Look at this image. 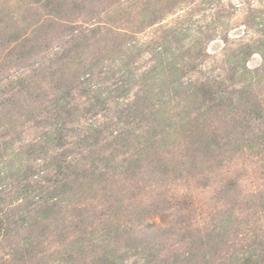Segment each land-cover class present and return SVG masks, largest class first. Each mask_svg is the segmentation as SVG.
<instances>
[{
    "label": "rangeland",
    "instance_id": "obj_1",
    "mask_svg": "<svg viewBox=\"0 0 264 264\" xmlns=\"http://www.w3.org/2000/svg\"><path fill=\"white\" fill-rule=\"evenodd\" d=\"M0 264H264V0H0Z\"/></svg>",
    "mask_w": 264,
    "mask_h": 264
}]
</instances>
